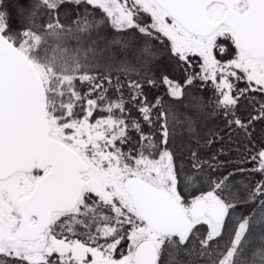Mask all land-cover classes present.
Instances as JSON below:
<instances>
[{"label": "snow or ice", "instance_id": "6c2138e0", "mask_svg": "<svg viewBox=\"0 0 264 264\" xmlns=\"http://www.w3.org/2000/svg\"><path fill=\"white\" fill-rule=\"evenodd\" d=\"M0 264H264V0H0Z\"/></svg>", "mask_w": 264, "mask_h": 264}]
</instances>
